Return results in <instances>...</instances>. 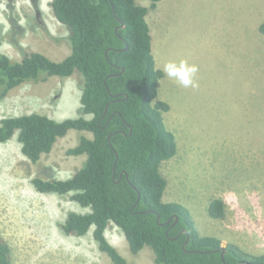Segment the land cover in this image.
I'll use <instances>...</instances> for the list:
<instances>
[{"label":"rangeland","instance_id":"rangeland-1","mask_svg":"<svg viewBox=\"0 0 264 264\" xmlns=\"http://www.w3.org/2000/svg\"><path fill=\"white\" fill-rule=\"evenodd\" d=\"M51 0H0V52L16 60L40 52L60 61L72 51L69 29L57 20ZM147 21L158 68L170 60L198 66L196 88L165 74L159 99L174 132L177 154L163 162L168 181L164 201L191 212L202 235L216 236L251 254H264V0H161ZM40 17H37V11ZM83 79L52 76L29 81L0 100V120L41 113L55 120L86 117L80 102ZM82 135L70 130L37 162L21 151L18 134L0 144V229L14 264H113L99 249L93 228L84 236L60 228L70 211L86 212L68 195L42 193L32 180L67 179L87 155H69ZM226 203V216L209 214L213 199ZM107 238L130 264H157L146 246L133 254L123 231L111 223Z\"/></svg>","mask_w":264,"mask_h":264},{"label":"trees","instance_id":"trees-1","mask_svg":"<svg viewBox=\"0 0 264 264\" xmlns=\"http://www.w3.org/2000/svg\"><path fill=\"white\" fill-rule=\"evenodd\" d=\"M149 1L155 9L161 0ZM50 5L69 29L71 53L55 61L40 52L27 53L22 60L0 52V100L25 82L79 72L82 112L92 117L58 121L41 113L8 116L0 120V144L18 134L24 156L37 162L70 130L93 134L82 135L68 149L69 155H87L71 177L32 180L37 191L70 194L89 209L70 211L61 230L84 236L93 228L99 249L113 264L130 263L107 238L111 223L123 231L133 254L152 247L157 264H264V254H251L234 243L226 246L225 262L221 251L199 252L221 248L222 240L200 234L185 205L163 199L168 181L161 167L177 154L178 143L165 122L170 104L159 99L164 73L157 70L152 52L150 8L137 0H51ZM260 31L264 34V23ZM209 214L225 218V201L213 199ZM0 264H14L1 229Z\"/></svg>","mask_w":264,"mask_h":264},{"label":"clouds","instance_id":"clouds-1","mask_svg":"<svg viewBox=\"0 0 264 264\" xmlns=\"http://www.w3.org/2000/svg\"><path fill=\"white\" fill-rule=\"evenodd\" d=\"M157 70L162 71L170 80L175 81L184 88L198 87L196 82V74L199 71L198 66L190 64L186 60H180L179 62L167 61L162 68Z\"/></svg>","mask_w":264,"mask_h":264},{"label":"water","instance_id":"water-1","mask_svg":"<svg viewBox=\"0 0 264 264\" xmlns=\"http://www.w3.org/2000/svg\"><path fill=\"white\" fill-rule=\"evenodd\" d=\"M126 49H127V47H126ZM124 71H125V69L123 68V69L121 70V72L118 73L117 75L123 73ZM110 76H112V75H110ZM106 113H107V109H106ZM175 218H176V219H175V223H176V222L178 221L179 218H178V216H175ZM172 219H173V218H171L170 220L166 221L164 224H169V223H171ZM158 221L160 222V218H158ZM167 234H169V229L167 230ZM187 244H188V239L186 240V242H185V244L183 245V247L186 248ZM216 251H221V252H222L221 256H222L223 261L225 262L226 246H222L221 248L214 249V250H211V251H199V252H216Z\"/></svg>","mask_w":264,"mask_h":264},{"label":"crops","instance_id":"crops-1","mask_svg":"<svg viewBox=\"0 0 264 264\" xmlns=\"http://www.w3.org/2000/svg\"><path fill=\"white\" fill-rule=\"evenodd\" d=\"M263 23H264V22H263ZM261 25H262V24H261ZM261 25H259V21H257V22L255 23V26H256V27H259V28H260Z\"/></svg>","mask_w":264,"mask_h":264},{"label":"flooded vegetation","instance_id":"flooded-vegetation-1","mask_svg":"<svg viewBox=\"0 0 264 264\" xmlns=\"http://www.w3.org/2000/svg\"><path fill=\"white\" fill-rule=\"evenodd\" d=\"M41 15H40V12L39 10L37 11V17L39 18Z\"/></svg>","mask_w":264,"mask_h":264}]
</instances>
